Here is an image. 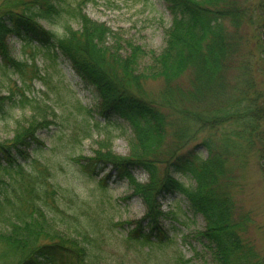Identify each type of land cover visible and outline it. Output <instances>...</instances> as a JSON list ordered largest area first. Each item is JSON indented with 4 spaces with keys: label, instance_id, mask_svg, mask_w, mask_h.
<instances>
[{
    "label": "trees",
    "instance_id": "trees-1",
    "mask_svg": "<svg viewBox=\"0 0 264 264\" xmlns=\"http://www.w3.org/2000/svg\"><path fill=\"white\" fill-rule=\"evenodd\" d=\"M170 16L159 52L125 42L106 24L90 19L79 4L64 0H0V60L7 70L24 74L27 64L15 60L7 39L35 44L50 56H62L77 76L99 90V112L124 121L129 155L111 150L106 137L89 158L96 172L109 168L125 181L145 207L129 225L126 242L139 246L162 243L166 235L160 199L182 195L191 212L202 217L197 237L209 255L206 264H264V257L246 237L251 223L236 199L237 177L230 161L243 163L252 152L264 159V100L252 77L254 53L246 30L264 28V0H163ZM70 16L77 28L64 26L58 36L39 21ZM264 65V41L254 37ZM145 59H148L144 63ZM187 79L188 85L180 84ZM161 79L158 98L147 97L144 84ZM25 85V84H24ZM0 97L2 105L11 100ZM22 95V93H21ZM33 117L16 120L14 135L0 143V256L10 264H83L86 245L59 229L66 190L51 180L48 167L33 160L30 169L19 162L27 150L41 146L44 127ZM195 141V146L189 145ZM192 145V144H191ZM199 147L206 151L200 157ZM147 175L141 183L134 171ZM190 177L185 186L176 176ZM71 199V198H70ZM70 201V200H69Z\"/></svg>",
    "mask_w": 264,
    "mask_h": 264
},
{
    "label": "rangeland",
    "instance_id": "rangeland-1",
    "mask_svg": "<svg viewBox=\"0 0 264 264\" xmlns=\"http://www.w3.org/2000/svg\"><path fill=\"white\" fill-rule=\"evenodd\" d=\"M257 0H252L256 2ZM68 7L79 4L90 19L106 24L116 38L124 44L132 43L145 50L159 52L164 42V30L170 25V16L163 0H64ZM46 30L62 36L64 26L77 28L75 21L62 14L52 22L39 21ZM251 40L248 47L254 53L252 77L264 100V65L254 46V37L264 41V28L260 32L248 28ZM13 58L27 64L22 75L7 70L0 60V97H9L0 109V143L14 135L16 120L33 117L44 122L37 133L42 145L31 146L27 159L19 162L30 169L33 160L48 167L51 180L66 190L68 201L61 200L60 213L54 215L57 227L67 236L79 241L95 238V245H86L83 264H206L209 255L197 237L204 221L188 207L186 199L177 193L160 199L162 220L168 238L162 243L139 246L126 242L129 225L145 214L142 201L132 196L125 181L116 178L110 169L96 172L88 167L89 158L103 139H111L115 155L127 157L129 145L127 124L115 117L104 118L99 112V90L81 80L69 63L55 51L50 56L36 45L25 44L10 37L7 39ZM146 63L148 59L144 60ZM25 84V85H24ZM180 84L187 87L183 78ZM161 79L148 80L143 88L147 97L158 98ZM22 93V95H21ZM198 141L189 146H195ZM200 157L206 156L203 147ZM237 177L236 199L251 223L246 237L264 257V159L258 153L247 155L241 164L230 161ZM0 168V180H8ZM136 180L145 183L147 175L134 171ZM185 186H191L190 177L176 176ZM71 198V199H70ZM70 200V201H69ZM5 230L0 223V232ZM0 264H10L8 257L0 256Z\"/></svg>",
    "mask_w": 264,
    "mask_h": 264
}]
</instances>
